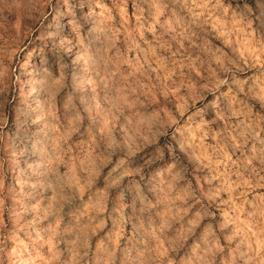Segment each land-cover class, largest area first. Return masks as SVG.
<instances>
[{"label":"clouds","instance_id":"1","mask_svg":"<svg viewBox=\"0 0 264 264\" xmlns=\"http://www.w3.org/2000/svg\"><path fill=\"white\" fill-rule=\"evenodd\" d=\"M0 264H264V0H0Z\"/></svg>","mask_w":264,"mask_h":264}]
</instances>
